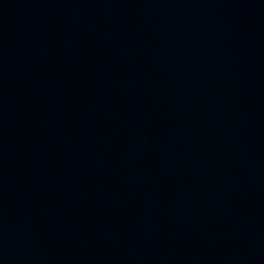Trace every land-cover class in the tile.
I'll use <instances>...</instances> for the list:
<instances>
[{"label":"water","instance_id":"obj_1","mask_svg":"<svg viewBox=\"0 0 264 264\" xmlns=\"http://www.w3.org/2000/svg\"><path fill=\"white\" fill-rule=\"evenodd\" d=\"M0 264H264V0H0Z\"/></svg>","mask_w":264,"mask_h":264}]
</instances>
